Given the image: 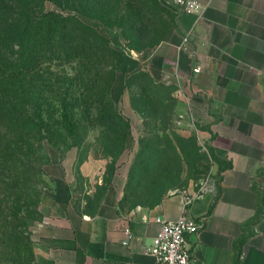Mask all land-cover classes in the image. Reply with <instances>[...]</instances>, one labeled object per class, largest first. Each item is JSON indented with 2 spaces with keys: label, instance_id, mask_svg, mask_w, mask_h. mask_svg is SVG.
I'll use <instances>...</instances> for the list:
<instances>
[{
  "label": "crops",
  "instance_id": "crops-1",
  "mask_svg": "<svg viewBox=\"0 0 264 264\" xmlns=\"http://www.w3.org/2000/svg\"><path fill=\"white\" fill-rule=\"evenodd\" d=\"M200 1L201 13L180 12V31L168 41L142 52L117 47L157 81L176 86L178 116L201 124V144L226 163L219 186L200 194L190 187L153 208L122 207L129 153L144 124L126 90L128 75L118 73L112 96L132 122L128 150L92 213L85 196L103 184L108 161L81 164L88 185L81 199L77 150L49 149L44 170L54 189L44 195L35 232L37 264H155L149 247L162 226L156 218L185 214L203 224L188 236L193 264H264V0Z\"/></svg>",
  "mask_w": 264,
  "mask_h": 264
},
{
  "label": "trees",
  "instance_id": "trees-1",
  "mask_svg": "<svg viewBox=\"0 0 264 264\" xmlns=\"http://www.w3.org/2000/svg\"><path fill=\"white\" fill-rule=\"evenodd\" d=\"M161 2L0 0V264H37L33 236L44 220L46 189L51 190L43 177L50 162L44 139L53 140L46 120L60 109L65 112L61 117L69 115L73 106L68 97L77 91L95 103L91 127L99 129L101 154L110 159L103 184L93 197L85 196V211H95L121 165L133 130L131 119L112 96L118 73L128 75L126 90L144 124L121 205L129 210L153 208L169 196L167 169L183 160L169 135L179 103L176 86L157 81L140 60L80 18L119 28L127 47L142 52L180 31L182 9L164 3L166 12ZM54 144L63 154L70 150ZM86 160L78 155L79 181L84 180L80 166ZM79 201L75 197V208Z\"/></svg>",
  "mask_w": 264,
  "mask_h": 264
},
{
  "label": "rangeland",
  "instance_id": "rangeland-1",
  "mask_svg": "<svg viewBox=\"0 0 264 264\" xmlns=\"http://www.w3.org/2000/svg\"><path fill=\"white\" fill-rule=\"evenodd\" d=\"M164 3L170 5L166 0H162L161 5L163 7L166 6ZM165 10L168 12L167 7H165ZM80 18L86 23L95 25L102 33L111 37L115 47L124 45L127 47L119 28L104 26L99 20L84 15H80ZM127 48L130 49L129 47ZM67 69L73 75L71 65H68ZM75 82L78 83L77 81ZM81 94H83V91L69 94L68 101L73 106V110L70 111L69 115L61 117L60 113H63V110L60 109L53 117L46 120L48 127L51 128L50 135L53 139L52 142L48 138L44 139L46 159L48 158L49 149L54 147V142H56L63 151L76 149L79 156L84 155L88 159L101 158L110 160L101 154L102 145L99 140V129L91 127L93 117L97 112L95 103L92 101V97H81ZM200 128L201 124L193 120V118H181L178 114L173 117L172 130L169 131V135L170 139L178 147V152L182 155L183 160L181 164L170 165L167 169L169 175L168 185L171 186L168 190V195L187 192L190 187H192L194 194H200L215 186H219L222 169L226 166V163L221 161L210 147L201 144L198 136ZM141 137L142 134L137 139H134L135 143L130 150L128 174L140 149ZM120 162L121 160L118 163ZM171 175L173 176L170 177ZM43 177L51 188V190L46 189L45 194H48L53 191L54 184L46 174ZM78 185H80V191L82 192L78 196L82 199L85 195L83 193L88 190V185L85 180H80ZM37 229L36 227L35 232H37ZM33 238L35 241L37 234H34Z\"/></svg>",
  "mask_w": 264,
  "mask_h": 264
},
{
  "label": "built area",
  "instance_id": "built-area-1",
  "mask_svg": "<svg viewBox=\"0 0 264 264\" xmlns=\"http://www.w3.org/2000/svg\"><path fill=\"white\" fill-rule=\"evenodd\" d=\"M166 1L189 12L201 13L205 7L200 0ZM194 70L200 72L201 66H196ZM192 199L191 196L187 197L186 204L189 205ZM156 221L162 226L149 247V252L155 257V264H193V252L188 243V236L197 233L203 224L187 214L176 221H168L163 217H157Z\"/></svg>",
  "mask_w": 264,
  "mask_h": 264
}]
</instances>
